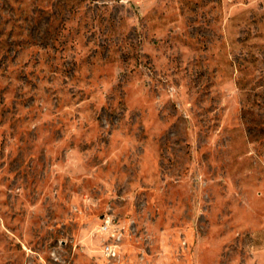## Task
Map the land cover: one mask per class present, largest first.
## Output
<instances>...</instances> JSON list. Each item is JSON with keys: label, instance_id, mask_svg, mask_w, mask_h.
<instances>
[{"label": "rangeland", "instance_id": "rangeland-1", "mask_svg": "<svg viewBox=\"0 0 264 264\" xmlns=\"http://www.w3.org/2000/svg\"><path fill=\"white\" fill-rule=\"evenodd\" d=\"M0 264H264V0H0Z\"/></svg>", "mask_w": 264, "mask_h": 264}]
</instances>
